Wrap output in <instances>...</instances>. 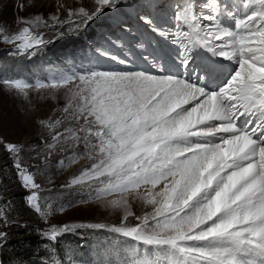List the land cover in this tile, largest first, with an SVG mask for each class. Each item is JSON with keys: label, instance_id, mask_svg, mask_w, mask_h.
Masks as SVG:
<instances>
[{"label": "snow or ice", "instance_id": "1", "mask_svg": "<svg viewBox=\"0 0 264 264\" xmlns=\"http://www.w3.org/2000/svg\"><path fill=\"white\" fill-rule=\"evenodd\" d=\"M119 3L93 0L91 9H69V17L86 25ZM203 7L213 14L202 15L194 3L183 6L175 16V33L143 18L153 31L171 36L180 46L183 75L170 73L172 55L148 42L138 47L144 49L140 59L152 70H88L62 75L50 84L3 81L9 91L26 99L33 87L56 89L78 81L69 89L61 118L40 121L53 132L47 147L76 149L82 144L83 154L74 151L67 166L85 156L90 164L68 186H95L96 200L123 213L119 225H53L42 233L49 241L92 228L163 248L169 264H264V0H242L232 10L219 0ZM225 14L234 20L233 26L222 22ZM24 23L30 26L11 35L0 27V34L6 42L19 41L22 50L46 43L33 32V27L46 24L42 17ZM201 50L211 57H198ZM65 122L68 126L57 130ZM0 144L13 157L23 186L38 189L35 175L20 163L24 145L2 138ZM60 164L65 166V161ZM28 201L42 218L54 211L51 205L42 209L35 193ZM135 202L151 206V211L136 216ZM129 216L140 223L128 226L124 221ZM5 236L0 232V238ZM128 254L137 256V249ZM131 264L157 262L133 259Z\"/></svg>", "mask_w": 264, "mask_h": 264}, {"label": "rangeland", "instance_id": "2", "mask_svg": "<svg viewBox=\"0 0 264 264\" xmlns=\"http://www.w3.org/2000/svg\"><path fill=\"white\" fill-rule=\"evenodd\" d=\"M193 1L120 0L115 9H106L86 25H80L77 17H69V9L76 10L80 7L91 9L94 7L93 0H16L15 21L9 17L1 19L0 16V27L5 29L6 34H16L23 27L30 26L24 21H31L40 16L46 24L33 27V32L41 34L46 43L22 50L17 47L19 41L6 42L3 34H0V57L3 53L8 54L7 58L4 54L0 59V78L3 81L22 80L35 85L37 82L50 84L53 79L62 75L84 74L88 70L115 72L152 70L148 63L140 59V52L144 49L138 47L141 44L147 46L148 42L170 53L174 61L172 64L184 71L178 55L181 51L180 46L172 42L171 36L164 37L153 31L143 22V18L152 19L153 24L163 31L175 33L178 31L175 16L183 5L194 3L202 14V5L212 2ZM8 2L0 0V12ZM236 2L242 0H219L220 5H228L229 10L230 5ZM208 10L213 14L211 9ZM53 17L58 19L54 20ZM224 17L228 20L225 15ZM83 30L86 32L91 30L90 36L83 35ZM63 41L64 46L60 44L59 48L48 50L55 46V43ZM17 49L25 59V66L22 69H18L16 63L9 65L15 59ZM39 52H43L42 57ZM105 52L109 55H103ZM201 52L197 54L198 57ZM202 55L210 56V53L202 52ZM112 57H119L121 60L127 58L130 62L120 63ZM232 65L234 67V64ZM232 67L230 65L229 68ZM3 81L0 80V138L5 142L24 145L20 163L23 169L35 175V181L40 187L30 189L23 186L13 157L5 150L3 144H0V212L3 213V216H0V232L6 233L5 237L0 238V264H131L132 260L128 262L131 257L128 250L122 253L113 251L114 241L120 237L117 233L78 228L64 233L56 241H49L42 235L53 225L57 227L73 223L119 225L123 216L121 211L107 208L103 201L95 199V186H68L73 176L78 175L90 164L85 156L78 163L67 166L68 158L74 151L83 154V147L74 149L64 145V150L60 148L50 150L45 144L39 147L38 140L42 138L38 131L46 128L40 121L49 118L54 120L59 112L62 114L69 89L74 88L78 81L56 89L33 87L29 90L27 99L15 91H9ZM47 130L49 133L44 137L49 138L50 144L53 142V132L48 128ZM29 138L34 142L31 147H26L25 141ZM50 151L51 155L48 154ZM62 160L65 161V166H61ZM33 193L36 194L37 202L42 209L47 205L52 206L54 210L52 215L42 218L30 206L28 197ZM61 207H64L65 211H59ZM132 211L136 216H142L145 212L151 211V206L145 207L135 202ZM124 223L133 226L140 221L129 216ZM62 240L69 243L73 240L77 245L85 243L83 255L79 257L74 255L71 245H66L65 251L58 255L57 244ZM139 247H143L145 251L138 252L134 259L169 264L170 257L165 249L160 248L147 253L148 245L141 243Z\"/></svg>", "mask_w": 264, "mask_h": 264}, {"label": "trees", "instance_id": "3", "mask_svg": "<svg viewBox=\"0 0 264 264\" xmlns=\"http://www.w3.org/2000/svg\"><path fill=\"white\" fill-rule=\"evenodd\" d=\"M8 1H9L8 2V5L5 8H1V10H2V12H0V16L2 17L1 19H7V17H9V19H11L12 21H15V12H16V8H17V6H16L17 5L16 4L17 2H16V0H8ZM61 116H62V114L59 112L57 114V116H56V119L57 118H61ZM67 126H68V122H65V124H63L57 130L63 131V128L64 127H67ZM38 133L41 134V138H42L41 140H38L39 147H41V145H43V144H45V147H46L48 145V143H49L48 142L49 138L44 137V136H47L48 133H49V131L47 130V128H41V130L38 131ZM42 140H44V141L42 142ZM33 142H34V140L29 138V140L25 141V146L26 147H31V145L33 144ZM41 142H42V144H41ZM79 147H83V145L81 144V145H79ZM28 152L30 154V150ZM58 245L59 244H57V246Z\"/></svg>", "mask_w": 264, "mask_h": 264}, {"label": "bare ground", "instance_id": "4", "mask_svg": "<svg viewBox=\"0 0 264 264\" xmlns=\"http://www.w3.org/2000/svg\"><path fill=\"white\" fill-rule=\"evenodd\" d=\"M180 1H183V0H180ZM183 4H186V3H183ZM184 6V5H183ZM226 16V15H225ZM202 52H204L203 50H201ZM202 52H201V55H202ZM209 55V54H208ZM211 55V54H210ZM208 57H211V56H208ZM212 59H213V57H212ZM132 66H134V65H132ZM171 68V67H170ZM172 69H174V66H172Z\"/></svg>", "mask_w": 264, "mask_h": 264}]
</instances>
